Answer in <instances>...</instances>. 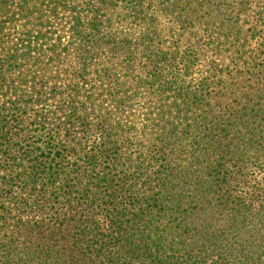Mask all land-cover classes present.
Here are the masks:
<instances>
[{
  "label": "trees",
  "instance_id": "1",
  "mask_svg": "<svg viewBox=\"0 0 264 264\" xmlns=\"http://www.w3.org/2000/svg\"><path fill=\"white\" fill-rule=\"evenodd\" d=\"M215 1L193 0L203 13ZM254 17L218 29L227 39L211 43L206 77L182 75L196 52L171 64L178 75L160 67L140 124L125 105L97 107L82 87L58 92L25 73L17 51L1 59L0 264H264V15ZM52 115L64 132L44 125Z\"/></svg>",
  "mask_w": 264,
  "mask_h": 264
},
{
  "label": "rangeland",
  "instance_id": "2",
  "mask_svg": "<svg viewBox=\"0 0 264 264\" xmlns=\"http://www.w3.org/2000/svg\"><path fill=\"white\" fill-rule=\"evenodd\" d=\"M243 1L216 0V7L203 13L193 0H134L131 5L125 0H0V60L17 56V51L27 59L25 73L44 76L56 83L58 92L66 82L74 89L82 87L93 93L97 107L126 106L133 112L129 118L140 124L148 106L159 100L151 88L157 85L154 76L160 67L169 77L178 75L171 64L184 63L187 53L196 52L201 63L184 67L182 75L188 82L206 77L210 58L216 57L211 43L225 44L227 39L224 34L218 38V29L225 32L230 17L248 27L257 22L255 14L264 15V5L256 0H248L249 10L239 15L236 7ZM213 11L215 31L207 25ZM66 89L64 96L74 93ZM57 119L52 115L44 125L62 133Z\"/></svg>",
  "mask_w": 264,
  "mask_h": 264
}]
</instances>
